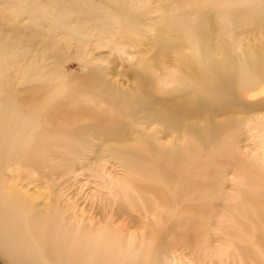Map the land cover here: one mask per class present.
I'll use <instances>...</instances> for the list:
<instances>
[{
    "label": "rangeland",
    "instance_id": "rangeland-1",
    "mask_svg": "<svg viewBox=\"0 0 264 264\" xmlns=\"http://www.w3.org/2000/svg\"><path fill=\"white\" fill-rule=\"evenodd\" d=\"M46 1L53 2L54 13L65 0H0V98H19L21 118L33 110L34 115L37 110L38 115L42 113L43 110L35 108L38 104L46 102L57 106V111H52L48 120L56 123V128L40 130L37 116L29 123L23 120L20 122L21 134L15 137L14 146L18 147L21 141L19 147L32 148L40 164L39 173L45 174L40 178L42 184L32 181L34 176L24 179L21 184L26 193H35V202L41 204L47 201L45 198L48 196H57L58 204L52 211L60 219L64 215L71 217L72 247L75 245L72 264H264V106H253L242 109L237 114L233 113L231 121L222 123L214 133L205 136L204 142L195 147L193 152L184 150V154L188 153V156L183 154L179 160L167 163L158 164L157 158L144 143L139 147H130L139 156L128 162L112 154L109 148L85 147L79 143L80 140L72 139L79 125L98 123L97 118L102 124L124 123L131 127L130 132L132 128L144 129L138 117L143 114L144 109L140 108L134 113L137 108H125L123 103L132 99L129 94L131 92L128 91L132 77L127 64L135 61L139 49H147L149 38L176 37L184 45L182 53L186 58L200 65L208 63L209 57L222 62V50L219 46L213 52L203 49L205 56L198 49L200 39L205 45L210 43L207 21L212 20L216 29L215 39L227 42L229 56L236 64L255 52H260L264 42V27L256 33H250V29L254 27L251 23L254 17H250L248 22L247 20L257 13L263 0L256 1L258 5L255 0H216L221 6L214 0H203L204 3L194 0L197 1L196 5L193 0H93L101 8L98 15L106 25V29L102 30L105 38L102 37L98 46L89 37L87 44H81L75 54V41L70 37L71 33H58L54 15L47 17L48 19L37 17L34 23L43 29V35L39 38L42 43L34 44L25 57L17 59L12 51L17 52L23 46L32 30L28 28L30 19L27 16L37 12L40 6H45ZM250 1L254 3V7H248L247 3L250 4ZM117 5H121V9L117 10ZM25 7L32 8L24 10ZM253 8H256L255 12ZM226 11L228 15L230 11L233 12L230 21L228 18H231V14L230 17L227 16ZM104 13L106 14L102 17ZM133 14L135 22L128 23ZM187 14L192 20H189L190 17L187 19ZM193 14L198 15L197 18ZM217 15H223L221 18L226 17L228 22L225 23L227 20L222 21ZM187 20L191 22L188 21L189 27L186 26ZM184 22L187 24L183 25ZM176 25L180 27L176 28ZM194 26L202 32V38L198 40L197 28ZM222 26H225V30ZM194 28L196 32L193 31ZM132 29V33L139 31L130 40L135 41L138 47L117 45L119 38ZM171 29L173 30L170 31ZM222 32L227 36L223 37ZM57 47L60 49L58 54ZM121 49H127L131 54H123ZM153 54H156V49L152 47L143 57L148 59ZM114 55H121L127 60L115 67L117 76H103L114 81L113 92L116 95L114 100H107L96 92L91 86L92 82L86 78L85 63L109 68ZM98 56L106 59L104 62L98 61ZM15 58L16 62L12 61ZM176 58L178 55L173 53L169 60L175 64L173 60ZM158 61L157 67L150 61L145 66L152 78L149 87L151 97H176L183 90H189L186 87L191 84L186 82L188 79L185 80L186 84L180 85V73L174 68L171 71L166 69L164 58L160 55ZM168 71L173 74H168ZM251 93L255 94L256 91H240L238 96L248 104L264 99V95ZM104 111L109 115L102 113ZM132 113L138 119L132 118ZM218 118L216 119L219 120ZM135 122L140 125L135 126ZM6 123H13L12 126L18 128L12 113L0 111V124ZM14 128L4 138H14ZM201 129L207 134L203 123ZM83 131L81 135H89L90 131ZM158 133L152 136H159ZM190 140V136L183 132L177 143L186 145ZM159 142L166 144L168 141ZM48 178L53 182L52 187H48ZM68 208L71 212H68ZM163 250L166 251L165 254Z\"/></svg>",
    "mask_w": 264,
    "mask_h": 264
},
{
    "label": "bare ground",
    "instance_id": "bare-ground-1",
    "mask_svg": "<svg viewBox=\"0 0 264 264\" xmlns=\"http://www.w3.org/2000/svg\"><path fill=\"white\" fill-rule=\"evenodd\" d=\"M124 1H126V0H124ZM214 1H216V0H214ZM234 1L236 2V0H234ZM256 1H258V0H255L254 2L256 3ZM261 1L262 0H260V2ZM141 2H139V4ZM196 2L197 1H194V5H196L195 4ZM199 2H203V0H201ZM216 2H214V3L218 4L219 1H216ZM262 2L263 3L260 4L258 11H256V8H255V10L253 8L254 12L256 11L257 13L251 12V14L252 13H254V14L249 16V18L247 20V22H248L250 20V17H252V19L254 17L253 21L251 20V23L254 24V27H253V29L252 28L250 29V31H249L250 33H253V32L256 33V31L258 32V31L262 30L261 28L264 27V0ZM52 3H53L52 1H49V2L46 1L45 6L39 7V9H40V10L38 9L39 11L37 10V12H35V13L33 12V13L28 14L27 18H28V20L30 19V21H28V28H31L32 30L29 32V34H28L29 37L25 40L23 46H20V49L17 52L12 51V53L15 54V57L16 58L18 57L17 59H19L20 57L21 58L25 57L28 50L31 49L34 44L36 45V43H40V42L42 43V41L39 40V38H40V36L43 35V29L41 30L34 23V20L37 17L47 18V17H50L51 15H54L56 18L55 25H56V28L58 29L57 30L58 33L59 34H65V31H68L69 34L71 33L70 37L72 36L71 38H73L75 41V43H74L75 54L78 53V51H76V50L81 44H83V43L87 44L86 43L88 40L87 38H89V37L92 38V41L94 42L95 45L96 44H97V46L99 45L102 37H104V33L102 32V30L106 27V25L104 24V21H102L101 16L98 15V11H99L100 7L96 6L93 0H65L64 4H61L60 6L58 5V7L56 8V12H54V13L52 11V9L54 7V5ZM221 3H222V1H221ZM125 4H126V2H125ZM252 4H254V3L253 2H251L250 4L247 3L248 7H249V5H250V7H254V5L252 6ZM218 5H220V3ZM223 5H225V4H223ZM229 5H230V3H229ZM10 6H12V5H10ZM202 6H204V5H202ZM230 6H229V9H230ZM243 6L245 7V5H242V7ZM32 7H30V8H32ZM101 7H103V6H101ZM158 7H159V5H158ZM255 7H256V5H255ZM28 8L25 7L24 10L25 9L27 10ZM116 8H117V10L121 9V5L120 6L117 5ZM211 8L212 7L210 6V9ZM110 9H111V7H110ZM243 9L242 10L240 9V11H243ZM245 9H247V8H245ZM153 10L155 11L156 9H153ZM236 10H239V8ZM227 11L229 12V10H227ZM228 12H227V16H229L231 14V18L230 19L228 18V20L230 21L232 19V13L233 12L230 11L231 13H229V15H228ZM245 13H247V10L245 11ZM105 14L106 13H104V15L102 17H104ZM224 14H225V12H224ZM248 14H249V11H248ZM21 15H22V13H21ZM187 15H188L187 16V19H188V17H190V16H189V14H187ZM134 16H135V14H133L131 16V19H129L128 23H133V21L136 19V18H134ZM197 16H195L193 14V17L197 18ZM245 16H247V15H245ZM201 17H202V15H201ZM216 17H218V15ZM221 17H218V18H221ZM150 18H152V17H150ZM223 18L227 20L226 17H223ZM224 19H222V21ZM143 20H144V18H143ZM175 20H177V19H175ZM189 20H192L191 17ZM189 20H187V23ZM193 20H195V19H193ZM216 20H217V18H216ZM228 20L225 23H227ZM244 20H245V18H244ZM150 21H153V19ZM178 21H180V20H178ZM181 22L182 21H180V23ZM194 22H192L193 25L195 24ZM140 23H141V21H140ZM153 23H154V25L156 24L155 21ZM170 23H171V21H170ZM185 23L186 22H184L183 25ZM189 23H191V22L189 21ZM189 23L186 26H188ZM221 23L223 24V22H221ZM207 25L209 27L208 39H209L210 43L208 45H205L203 40L200 39L198 49H199L200 53L203 56H205V52L203 49L207 48L208 51L211 50V52H213L219 46L220 49L222 50V56H223L222 62L213 59V57H209L208 63H206L204 65L203 64L202 65L197 64L196 62L191 61L190 59L186 58V55H184L182 53V49H183L184 45L180 42L179 39H177L176 37H175L176 39L175 38L174 39H168L166 37L156 36L153 38H149L148 42L146 43L147 49H139L138 50V52H137L138 54L136 55L135 61L133 63H129V65L127 64V69L130 71V75L132 77L131 83H133V84L130 83L128 85V91L131 92L129 94L131 95L130 98H132V99H129L128 101L124 102L123 104H124L125 108H128L130 106H134V109L137 108V110H134V113L136 111H138V109H140V108L144 109L143 114L138 116L139 119L142 121L141 124L144 127L143 130H140L137 128H132V131L130 132V130H129L130 126H128L124 123H118V124H116V123L115 124H112V123L111 124L110 123L104 124L103 123L102 124L101 120L99 118H97L96 121H98V123L95 122V123H89V124H85V125H83V124L79 125L77 127L75 133H74L76 135L72 136V139L80 140L79 143L84 145L85 147H106V148H109V151L112 154H114L118 157H121L124 160L126 159L128 162H132L133 160L137 159L139 156L138 152L133 150L130 147H139L141 144L144 143L147 147H149L150 153L153 154L157 158L158 164L167 163L169 161L171 162L173 160L178 159L181 155L184 154V150H186L190 153L193 152L195 147L200 146L204 142L207 135L214 133L222 123H225L227 121H231L232 118L234 117L233 113H236L239 111L242 112L241 111L242 109L250 108L253 106L254 107L264 106V99L261 101L255 102V103H249L248 104V103H244L238 96V92H240V91H242V92H245V91L246 92H252V91L255 92L256 91V93H255L256 95H258V94L264 95V58L262 57V55H264V42L262 43L263 47H261L259 50L260 52H255L254 54L250 55L249 57L244 58L243 59L244 61H242L241 63L239 61V64H236L234 62L233 58H231L229 56V52L227 49V42L225 41V43H222V41L219 42L215 39L216 38V29H215L213 21L212 20L207 21ZM232 25H233V23H232ZM249 25H250V23H249ZM178 26L180 27V25H178ZM178 26L176 25V28ZM186 26H185V28H186ZM196 26H194V27H196ZM224 27L222 26V28L225 30ZM153 28H154V26H153ZM182 28H183V26H182ZM117 29L119 30V28H117ZM187 29L189 30V28H187ZM228 29H229V27H228ZM232 29H234V27ZM172 30L173 29H171L170 31H172ZM176 30H179V29H176ZM183 30H185V29H183ZM194 30H195V28L193 29V31ZM50 31H51V28H50ZM191 31H192V28H191ZM132 32H133V29L130 31V33L125 34V35L123 34L119 38L117 45H120V44L125 45L126 44L129 47H134V46L138 47V45H137V43H135V41H130V40L134 39V35H137L139 31L135 32V33H132ZM183 32H185V31H183ZM195 32H196V30H195ZM225 32H228V30H226ZM249 32H248V34H249ZM201 33L202 32H200V29L197 28V33H196L197 37H198L197 40L199 38H202ZM115 34L118 35L119 33H115ZM190 34H191V32H190ZM193 34H194V32H193ZM222 35H223V32H222ZM51 36H53V35H51ZM224 36H227V35H223V37ZM240 36H238V37H240ZM64 37H66V35ZM104 38H103V40H104ZM61 39H62V36H61ZM12 40H13V38H12ZM43 40L45 41L44 36H43ZM110 42H111V40H110ZM186 42H184V44ZM103 43L105 44V42H103ZM187 45H189V44H187ZM89 46H90V44H89ZM92 46H94V45H92ZM63 47H65V45H63ZM152 47L156 49V54H153L152 57L145 59L143 57L144 54L147 52V50H149ZM57 48H56V51L58 54V51L60 49L59 48L57 49ZM40 51H41V49H40ZM102 51H103V49H102ZM121 51L123 54H126V55L131 54V53H129V51L127 49H121ZM113 52H114V48L111 49V53H113ZM44 53H45V51H44ZM173 53L178 55V58L173 60L175 62V64H172L170 62L171 60H169L170 55H172ZM238 54H239V50H238ZM41 55L42 54H40V56ZM79 55L81 56V54H79ZM99 55H100V53H99ZM103 55H104V53H103ZM159 55L164 58V61H165L164 64L166 65V69H168V70L170 69V71H171V69L174 68V70H176L180 73V79H179L180 85L183 86L184 84H186V82L191 83L190 85L186 86L187 88H189V90H183L176 97H170V98L165 97V96H158V97H151L150 96L149 87L152 84V78L150 77L149 73L146 72L145 66L147 64V61H150V62H153L154 67H157V65L159 64V61H158ZM80 56H78V57H80ZM100 56H98V61H103L104 59H106V58H102ZM78 57H77V59H78ZM16 58L13 59L12 61L16 62ZM82 58L83 57H80V59H82ZM50 59H52V58H50ZM125 60H127V59H125L124 57H121V55H116V56L114 55L113 60L110 61L112 63L111 64L112 66L109 68H104V67H100L98 65H92V64L90 65V64L84 62L85 66H86L85 67L86 78L89 79L88 81L92 82L91 86L94 87V89L96 90L97 93H101L103 95L104 99L108 98L109 100H114L113 97H115L114 95H116V94H114V92H113V88H114L113 82L114 81L113 82L111 80L109 81L106 78H104L103 76L109 75L112 78L117 76V73L115 71V67L117 65L121 64ZM28 62H30V61H28ZM46 67H48V66H46ZM5 68H6V66H5ZM18 68H19V66H18ZM168 74H173V73H169V71H168ZM168 74H166V76ZM186 79H188V81L185 82ZM160 80H162V79H160ZM0 81H2V80H0ZM3 83H4V81H3ZM166 83H167V80H166ZM167 84H169V83H167ZM37 99H38V97H37ZM47 102H50V101L48 100ZM20 106H21V104H20L19 98L18 99L17 98L11 99L9 96L0 98V111L12 113V116L15 118V123H16L15 125L16 126L18 125V128L15 129L13 127L14 125L12 126L13 123L11 125L8 123H6L5 125L0 124V264H72V256H73L72 251L74 250L73 247L75 245L73 244L74 246L72 247V237L73 236L71 233V231H72L71 217L69 215H64L60 219L59 216H57L55 214V212L52 211V209L55 208V206L58 204V197L57 196H51V197L48 196V198H45V199H47V201H45V199H44L45 202L41 204V203L35 202V200H36V196H35L36 194L35 193H34L35 195L26 193V191L23 189V185L21 184V182L24 179H26L27 177L34 176L32 181H37V182L41 183L43 181H41L40 178L43 177L45 174L43 175L42 173H39L40 172V170H39L40 164L37 161L36 155L34 154V150L32 148L19 147L21 145L20 144L21 141L19 142L18 147L14 146V144L16 143L15 137H19L21 134V128L20 127L22 124H20V122H22L23 120H24V122L26 121L27 123H29L32 121L34 116L35 117L37 116V118H38L37 125L40 127V130H43V129L46 130V129L53 128V127L56 128V123H51L48 120H49V117H51L52 111L53 112L57 111V106H55L54 103L50 104V103H46V102H44L41 105L38 104V107L36 106L35 108L36 109L39 108V110H43L42 113H40L38 115L37 114L38 110H37L36 115H34V110H33L32 112L31 111L28 112L27 115L22 117V118L20 116L21 115V111L19 110V109H21ZM80 108H84V107H80ZM102 110L103 109H101V111ZM98 111H99V113L101 112L100 110H98ZM102 113L106 114L107 112L104 111ZM134 113H132L130 116L132 118L138 119V117L133 115ZM106 115H109V114H106ZM113 117L116 118V116H113ZM218 117H220V118L223 117V118L219 119ZM236 117L238 118V115H236ZM101 118H102V114H101ZM216 118H218L219 120H217ZM83 119H84V117H83ZM61 123H62V121H61ZM198 123L200 124V126ZM201 123H203L205 125L207 134L206 133L204 134V132H202ZM138 124L140 125V123L135 122V126ZM154 125H157V126H154ZM33 126H34V124H33ZM155 127H157V128H155ZM226 127H227V125H226ZM228 127H230V126H228ZM11 128H14L13 129L14 133H12V137H14V138L7 140L6 138H4V136H5V134H8V131ZM83 130L90 131L89 135L88 136L81 135V133L84 132ZM157 132H159L158 133L159 136L158 135L155 137L152 136V135L156 134ZM183 132H186L190 136L191 140L186 145H179L177 143V140L180 139L181 135H183ZM77 136H79V137H77ZM27 138H29V137H27ZM159 139L163 140V142L164 141H168V142L166 144H162V143L160 144ZM181 142H182V139H181ZM183 143H185V142L183 141ZM157 147H169V148L168 149H161V148H157ZM182 147H184V148L186 147V148L184 149ZM144 153H145V150H144ZM185 155L188 156V153L184 154V156ZM187 160H188V158H187ZM178 164H179V162H178ZM28 168L30 170H27ZM129 170H130V168H129ZM129 170H126V171H129ZM175 171H176V168H175L174 172ZM133 173H135V172H133ZM33 174H35V175H33ZM48 185H49L48 187L53 186V182H52V180H50V178H48ZM69 211L70 210L68 208V212ZM80 231H83V229ZM75 237L76 236H74V238ZM74 241H75V239H74ZM83 242H84V240H83ZM84 244H86V243H84ZM91 245H92V243H91ZM91 245H90V247H91ZM84 246H86V245H84ZM84 249H85V247H84ZM164 251L165 250H163V252ZM84 252L85 251H83V254H84ZM165 252H164V254H165ZM162 260H163V258H162Z\"/></svg>",
    "mask_w": 264,
    "mask_h": 264
}]
</instances>
